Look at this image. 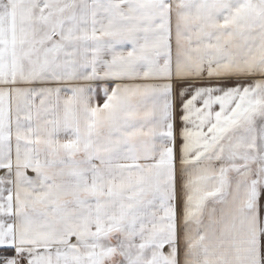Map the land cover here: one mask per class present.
Instances as JSON below:
<instances>
[{
	"label": "snow or ice",
	"instance_id": "snow-or-ice-1",
	"mask_svg": "<svg viewBox=\"0 0 264 264\" xmlns=\"http://www.w3.org/2000/svg\"><path fill=\"white\" fill-rule=\"evenodd\" d=\"M0 264H264V0H0Z\"/></svg>",
	"mask_w": 264,
	"mask_h": 264
}]
</instances>
